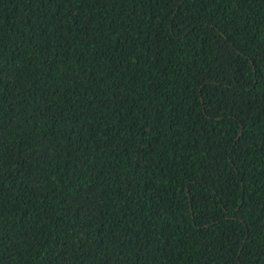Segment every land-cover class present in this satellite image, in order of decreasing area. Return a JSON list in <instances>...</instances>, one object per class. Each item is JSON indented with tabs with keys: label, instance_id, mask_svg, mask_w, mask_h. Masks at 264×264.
Wrapping results in <instances>:
<instances>
[{
	"label": "trees",
	"instance_id": "16d2710c",
	"mask_svg": "<svg viewBox=\"0 0 264 264\" xmlns=\"http://www.w3.org/2000/svg\"><path fill=\"white\" fill-rule=\"evenodd\" d=\"M0 264H264V0H0Z\"/></svg>",
	"mask_w": 264,
	"mask_h": 264
}]
</instances>
